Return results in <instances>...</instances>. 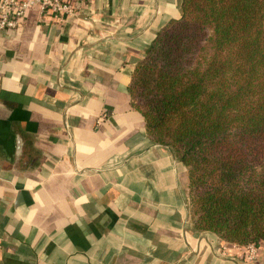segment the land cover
Returning a JSON list of instances; mask_svg holds the SVG:
<instances>
[{
  "label": "crops",
  "instance_id": "1",
  "mask_svg": "<svg viewBox=\"0 0 264 264\" xmlns=\"http://www.w3.org/2000/svg\"><path fill=\"white\" fill-rule=\"evenodd\" d=\"M39 4L0 32L4 264H264L199 231L186 165L152 141L132 74L181 0Z\"/></svg>",
  "mask_w": 264,
  "mask_h": 264
},
{
  "label": "trees",
  "instance_id": "2",
  "mask_svg": "<svg viewBox=\"0 0 264 264\" xmlns=\"http://www.w3.org/2000/svg\"><path fill=\"white\" fill-rule=\"evenodd\" d=\"M129 92L189 176L194 227L264 241V0H181Z\"/></svg>",
  "mask_w": 264,
  "mask_h": 264
},
{
  "label": "built area",
  "instance_id": "3",
  "mask_svg": "<svg viewBox=\"0 0 264 264\" xmlns=\"http://www.w3.org/2000/svg\"><path fill=\"white\" fill-rule=\"evenodd\" d=\"M74 1L83 0H0V32L19 27L28 9L35 4L40 5L42 11L51 9L58 17L76 14ZM234 245H239L234 243ZM248 256L252 260L257 253V246L253 243L246 245ZM1 250V245H0ZM0 264H4L0 254Z\"/></svg>",
  "mask_w": 264,
  "mask_h": 264
},
{
  "label": "rangeland",
  "instance_id": "4",
  "mask_svg": "<svg viewBox=\"0 0 264 264\" xmlns=\"http://www.w3.org/2000/svg\"><path fill=\"white\" fill-rule=\"evenodd\" d=\"M243 248V247H242ZM245 249H243L244 250V254H246V257L248 256V251H247V248L246 247H244Z\"/></svg>",
  "mask_w": 264,
  "mask_h": 264
}]
</instances>
